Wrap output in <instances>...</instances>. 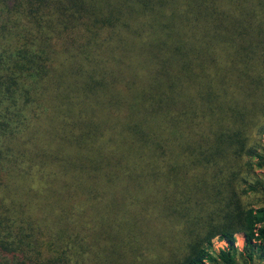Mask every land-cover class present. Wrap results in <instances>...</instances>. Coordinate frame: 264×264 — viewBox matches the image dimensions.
Returning <instances> with one entry per match:
<instances>
[{"label":"trees","instance_id":"trees-1","mask_svg":"<svg viewBox=\"0 0 264 264\" xmlns=\"http://www.w3.org/2000/svg\"><path fill=\"white\" fill-rule=\"evenodd\" d=\"M255 134L264 0H0V264L263 262Z\"/></svg>","mask_w":264,"mask_h":264},{"label":"rangeland","instance_id":"rangeland-1","mask_svg":"<svg viewBox=\"0 0 264 264\" xmlns=\"http://www.w3.org/2000/svg\"><path fill=\"white\" fill-rule=\"evenodd\" d=\"M255 140L251 144V151L257 154H262L264 151V134H255ZM247 168L241 177L239 182V189L242 192L244 202L247 207L258 208L264 206V168H258L256 165H251L257 163L258 159L256 157H246ZM260 183L262 186H256V183ZM254 186L256 189L252 191H247L243 194L244 190H247L248 186ZM245 244V239L242 234H237L235 236V246L242 250ZM225 247V243L218 238L213 239V249L217 252L219 249ZM254 264H264V261H256Z\"/></svg>","mask_w":264,"mask_h":264}]
</instances>
